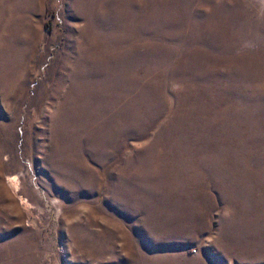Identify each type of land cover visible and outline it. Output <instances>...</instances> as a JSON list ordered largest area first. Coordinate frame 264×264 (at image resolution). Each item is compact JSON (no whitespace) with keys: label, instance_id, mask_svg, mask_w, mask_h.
Masks as SVG:
<instances>
[{"label":"rangeland","instance_id":"rangeland-1","mask_svg":"<svg viewBox=\"0 0 264 264\" xmlns=\"http://www.w3.org/2000/svg\"><path fill=\"white\" fill-rule=\"evenodd\" d=\"M0 264H264V0H0Z\"/></svg>","mask_w":264,"mask_h":264}]
</instances>
